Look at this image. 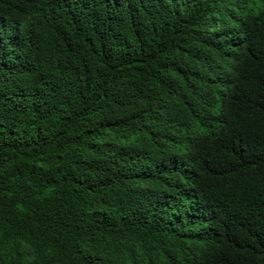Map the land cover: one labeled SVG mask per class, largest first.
I'll return each mask as SVG.
<instances>
[{
	"label": "trees",
	"instance_id": "16d2710c",
	"mask_svg": "<svg viewBox=\"0 0 264 264\" xmlns=\"http://www.w3.org/2000/svg\"><path fill=\"white\" fill-rule=\"evenodd\" d=\"M0 264H264V0H0Z\"/></svg>",
	"mask_w": 264,
	"mask_h": 264
}]
</instances>
